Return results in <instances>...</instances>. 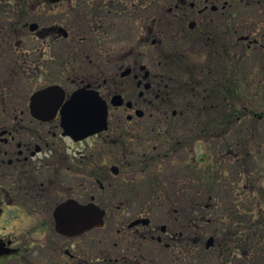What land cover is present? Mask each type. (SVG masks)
Returning a JSON list of instances; mask_svg holds the SVG:
<instances>
[{"label": "flooded vegetation", "instance_id": "af4514ba", "mask_svg": "<svg viewBox=\"0 0 264 264\" xmlns=\"http://www.w3.org/2000/svg\"><path fill=\"white\" fill-rule=\"evenodd\" d=\"M227 16L232 58L239 57V46L264 53V0H0V264L10 260H21V264H159L156 259L142 261L137 254L140 245L149 241L184 251L188 236L183 229L160 227L147 215L148 221L140 220L145 218L143 213L126 219L118 216V224L110 223L113 227L64 233L57 228L56 210L69 199L103 206L98 195L104 194L108 182L99 174L107 170L101 161L115 154V148L120 160L113 162L131 165L135 160L146 172L140 180L123 176V183L149 184L152 203L161 200L156 199L157 189H172L175 196L168 200L177 204L186 188L201 187V181L190 176L201 173V154L188 144H201V127L197 135L194 130L190 134V127L183 128L179 111L172 107L170 114L165 110L163 118H158L159 72L152 62L158 60L156 45L175 46L179 40L190 41V47L181 51L173 46L169 57L182 53L177 58H201L195 44L211 34L206 24L220 18L226 21ZM162 27L172 29H158ZM113 29L122 30L124 36L127 30L135 33L127 38L118 35L112 43ZM91 38L95 44L90 48ZM104 38L109 46L103 51L100 42ZM79 52L86 58H117L118 62L83 78L76 64ZM50 85L64 89L63 103L86 85L108 102L106 130L84 139L93 140L90 152L78 156L73 148L79 141L63 135L61 106L52 117L33 112L32 95ZM117 95L122 103L113 102ZM114 108L125 115L115 120ZM181 131L186 135L181 137ZM94 151L101 159L95 160ZM189 152L194 154L191 159ZM149 165L152 171L146 169ZM110 169L119 174L118 164ZM78 177L83 179L78 182ZM94 186L100 192L95 193ZM78 189L81 198L87 199L78 198ZM123 201L120 204L130 202ZM170 218L179 221L176 214ZM135 220L140 221L131 225ZM41 233L43 238L38 239L36 234ZM106 237L109 251L101 249ZM204 239L201 236V242ZM94 241L96 248L90 247Z\"/></svg>", "mask_w": 264, "mask_h": 264}, {"label": "rangeland", "instance_id": "374dc122", "mask_svg": "<svg viewBox=\"0 0 264 264\" xmlns=\"http://www.w3.org/2000/svg\"><path fill=\"white\" fill-rule=\"evenodd\" d=\"M221 15L222 14L220 13V16ZM222 17L225 16L222 15ZM218 22L226 21L220 18L218 19ZM219 25L220 23H217L216 25L206 24V27L210 30H215ZM173 26H178V24L176 23ZM219 28L223 27H218L217 29ZM158 29L166 31L172 28L162 27ZM121 31L122 30L113 29V36H111L109 40H112V43H115L118 40L117 37L123 36L124 38H127V35H130L131 32L135 33L134 29L127 30L125 32L126 36H124L122 35ZM91 39L92 41L89 43L90 48L95 44H92L94 38ZM70 40H74V38ZM182 43L186 47H190V41L183 40ZM67 44L68 43L64 45ZM106 46H109L108 38H104L100 42V47L103 49V51ZM173 46L174 44L166 42V48L173 49ZM195 47L196 49L201 50V53L203 51L207 52L210 49V47L207 46L206 42L202 39L201 44L197 43L195 44ZM236 52L239 55L237 59L241 61L240 65L232 68L233 71L231 73L230 68L225 70L226 73L228 72L229 76L232 75L235 79L239 76L238 80L242 83V86H239L243 89L246 95L250 97V100L246 103L248 106L250 105V108L255 109L258 104H263L264 102V53H262L261 50H257L255 52L247 51L246 48L244 49L241 46L238 47ZM83 56L84 57L81 56V58H78L76 61L77 67L81 74L85 75L83 78H86V76L93 77L88 75V73L91 72L94 75L97 72H100L98 70L110 69L112 67L111 65L117 62V58L106 59L105 57H93L94 59H90L86 58L85 55ZM205 57L206 56L202 57V59H205ZM219 60L220 57L215 59V61ZM62 62L67 65V61L62 60ZM152 66L155 67L154 61L152 62ZM174 66L176 67L175 62ZM174 66L172 68H175ZM259 86H262V91H258V89H260L258 88ZM178 109L180 110L179 106ZM112 114L115 120L120 118L122 114L125 115L121 109L117 108L113 109ZM205 121L206 119L201 116V123L204 124ZM261 123H264V119ZM181 125L183 126V124ZM246 125L250 126L252 129L256 127L254 120H249ZM185 126L190 127V125H184L183 128ZM257 129H262V127ZM259 134V138L262 141L259 144L260 148L258 145V148L254 149V153L247 156L248 159H246L244 156H241L239 159L229 157L225 154L227 149L222 146L221 142L216 143L217 141L215 140V143L213 144L211 141V147H208V152H210L211 155V162L209 164L207 163L208 165L204 164L201 166V173L195 172L190 174V176L193 175L194 178H198L196 180L201 181L202 195H205V197H213L211 199H213L212 203L215 205L211 208L205 207L204 211L210 212L208 218L212 220V216L216 215V219L211 222L209 220L208 224H206V222H201L200 228H194L195 226L191 227L190 224L193 223L187 222V212L192 213L190 218L193 219H195V217L199 214L196 205L192 204V208L190 207L191 205L186 204L185 201H181L176 205H172L168 200L169 196L174 195L171 193L172 189H158L161 194L166 192L168 197L164 196L163 198H160L161 200L159 203L154 204L152 201H149L150 197L152 196V190L150 189L149 184L138 185L134 183L135 181L131 183L132 185L124 184V180L122 179L123 176L129 179L133 178L134 180H140L143 174L146 172L142 171L141 167L138 166V162H135V160H133L131 165L125 164L126 162H113L117 161V159L120 160L117 151L118 148H115V154H111L109 158L107 157L101 161L103 164L107 165V170L105 173H99L101 176H104L105 181L108 182V187L104 194L101 197L98 195V200L101 198V201H103L102 205L107 208V214L105 216L107 225L105 228L108 226L113 227L110 223L118 224V216H120L122 219H126L134 218L143 213L142 215H147L151 217L155 223H159L158 226L160 227L161 225H167L170 228L183 229L186 237H189V244L184 248L183 252L174 251L172 247L167 249L165 246H159V244H157L155 241L145 242V245H140V247L137 249V254L139 257L145 256L148 258L147 260L151 261L156 259L159 264H192V262H194L193 264H220L219 262H224L227 264H248L251 263L252 259L259 262H264V133ZM132 138L135 141H141L136 137ZM234 139L236 140L237 138ZM255 139L257 140L256 142L258 144L259 140L257 138ZM245 140L247 144V137ZM92 143V139L84 140L78 142L76 147L73 149L77 150L78 156H80L81 153L86 154V152H90ZM188 144L190 148H195L194 152H196V154L200 153L202 155L205 153V147H207V145L204 146L197 141H192ZM250 145L253 147V141ZM111 148L113 149L114 147L111 146ZM233 148L235 149V147ZM238 151L239 148H237V153ZM94 152L95 160L98 158L101 159L99 153L96 151ZM138 152L139 151L137 150V153ZM132 154L137 155L134 154V152H132ZM193 155L194 154L192 152H189L190 159ZM113 164L119 165V174L117 175H115L110 169L111 165ZM146 169L152 171V165H149V168ZM81 179L83 178L78 177V182L81 181ZM211 179L212 182L210 181ZM94 189V192L98 193V187L94 186ZM80 192L81 191L78 189L77 193L79 197H77L81 200L87 199L85 195H83L81 198ZM126 199L130 200V202L125 203L124 201H126ZM205 200L206 202L210 201L209 199ZM121 201L124 203L120 204ZM173 207H176L175 210ZM119 209L120 211H118ZM172 214L179 216V221L177 223L173 222V220L170 218ZM201 215L206 216L207 213L203 212ZM259 218L261 219L258 220ZM257 222H260L258 226H254V224ZM15 223L17 225L19 224V222ZM25 223L26 222H23L22 225H25ZM19 226V228H21L20 224ZM199 229H201V231ZM197 230L199 231L197 232ZM235 231L240 233L244 231V234L246 233L247 235L246 240L243 241V239H241L237 242V240L241 237H237L238 235L236 236L234 234ZM94 232V234L97 236H105V233H100L97 231ZM15 233L19 234V231L15 230ZM36 235L38 236V239L43 238L42 233ZM193 235H196L197 237L206 236V239L207 237H210L209 235H214L215 241H218L217 245L208 250L204 248L202 244L201 247H193L190 245V237ZM96 243L97 242L94 241L90 247L94 248ZM102 243L101 249L109 251L110 249L108 247L109 244L107 237ZM226 244H232L233 247H230L229 249L223 247L222 250L220 245L226 246ZM257 250H259V252ZM177 254L179 255L178 261H175L174 256ZM180 257L185 258L187 263H183L181 260H179ZM6 264H21V260H10Z\"/></svg>", "mask_w": 264, "mask_h": 264}, {"label": "trees", "instance_id": "16d2710c", "mask_svg": "<svg viewBox=\"0 0 264 264\" xmlns=\"http://www.w3.org/2000/svg\"><path fill=\"white\" fill-rule=\"evenodd\" d=\"M217 23L212 22V25ZM218 27L223 28L217 29ZM218 27L215 30H210L206 27L211 34H206L204 41L210 49L207 52L203 51L201 58H177L182 53H178L171 58L168 56L170 49L166 48V43L159 44L155 51L158 56V60L156 59L155 61V67L159 72L160 83L158 86L160 89L157 106L158 117L163 115L162 112L165 110L169 112L170 107L179 106V121L183 126L190 125L189 133L193 134L194 130V134L197 135L201 127V138L212 141L213 144L215 140L217 141L216 143L221 142L222 146L227 149L225 153L227 156L234 157V159L244 156L248 159L247 156L254 153V149L258 148V145L262 142L259 138V133H264V123H261L264 119V102L263 104H258L255 109L250 108V105L248 106L246 103L250 100V97L239 86H242V83L238 80L239 76L235 79L232 75L229 76L228 72L226 73L225 69L230 68L231 73L233 71L232 68L239 66L241 61L232 58L230 19L228 18L226 23H220ZM182 42L183 40L177 41L174 47L178 46L183 51L185 45ZM81 55L82 53L79 52V58H81ZM204 56H206L205 59H202ZM217 57H220L219 61H215ZM174 62H178L180 66L173 69ZM166 82L168 85H166ZM258 88L261 89H258V91H262V86ZM201 116L206 119L204 124L201 123ZM249 120H254L256 124L254 129L246 125ZM261 127L262 129H257ZM184 134L186 135L185 131H181V137ZM246 137L248 139L247 144ZM234 138L237 139L235 140ZM255 138L259 140L258 144ZM252 141L253 147L250 145ZM237 148H239L238 153ZM210 181L212 182V179ZM202 194L201 187L196 184L195 187L186 188L184 193L179 195L181 197L178 201L179 203L185 201L192 208V204H195L199 211L195 219L190 218L192 213L187 212V221L188 223H193L190 225L191 227L195 226L194 228H200L201 222L208 224L209 220L211 222L216 219V215H214L211 220L208 218L210 212L204 211L205 207L211 208L215 206L212 203L213 199H211L213 197H205ZM164 196L168 197V194L166 192L161 194L159 190L157 191V198H163ZM205 199L210 201L206 202ZM200 212H206L207 215H201ZM259 223H255L254 226H258ZM199 230L201 231V229ZM234 234L238 235L237 237H241L237 242L241 239L245 241L247 238L244 231L242 233L235 231ZM190 245L201 247V237L196 235L190 237ZM220 247L223 250V247L229 249L233 245L226 244V246L220 245ZM257 251L259 252V250ZM178 257V254L174 256V260L178 261ZM140 260L144 261L147 259L142 256ZM179 260L187 263L183 257H180ZM251 264H264V262L252 259Z\"/></svg>", "mask_w": 264, "mask_h": 264}, {"label": "water", "instance_id": "95a60500", "mask_svg": "<svg viewBox=\"0 0 264 264\" xmlns=\"http://www.w3.org/2000/svg\"><path fill=\"white\" fill-rule=\"evenodd\" d=\"M65 92L59 85L49 86L36 92L31 98V107L36 115L44 112L51 117L61 106V125L65 135L76 140L107 128L108 105L97 90L88 86L74 91L71 97L63 103ZM122 103V97L117 95L113 102ZM105 210L94 202L81 204L75 199L62 203L56 210L57 228L61 232L74 231L81 233L87 229L104 224ZM212 243V238L208 245Z\"/></svg>", "mask_w": 264, "mask_h": 264}]
</instances>
